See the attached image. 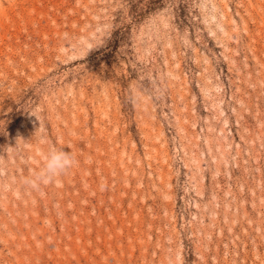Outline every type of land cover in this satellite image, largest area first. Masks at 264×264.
<instances>
[{
  "label": "rangeland",
  "instance_id": "374dc122",
  "mask_svg": "<svg viewBox=\"0 0 264 264\" xmlns=\"http://www.w3.org/2000/svg\"><path fill=\"white\" fill-rule=\"evenodd\" d=\"M0 264H264V0H0Z\"/></svg>",
  "mask_w": 264,
  "mask_h": 264
},
{
  "label": "clouds",
  "instance_id": "9594fccd",
  "mask_svg": "<svg viewBox=\"0 0 264 264\" xmlns=\"http://www.w3.org/2000/svg\"><path fill=\"white\" fill-rule=\"evenodd\" d=\"M77 164L78 160L71 151L51 147L45 155L44 166L40 173L41 179L52 182L56 178L67 174Z\"/></svg>",
  "mask_w": 264,
  "mask_h": 264
}]
</instances>
